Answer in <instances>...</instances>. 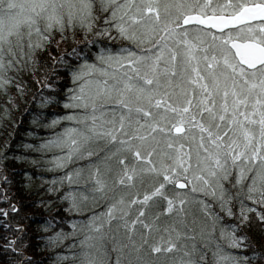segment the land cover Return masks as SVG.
I'll use <instances>...</instances> for the list:
<instances>
[{
    "label": "snow or ice",
    "instance_id": "1",
    "mask_svg": "<svg viewBox=\"0 0 264 264\" xmlns=\"http://www.w3.org/2000/svg\"><path fill=\"white\" fill-rule=\"evenodd\" d=\"M100 7L108 14L103 17V31L94 33L96 36L108 34L115 28L120 37L134 43L143 44L152 39L155 43H148L147 49L141 51L130 47L117 51L101 48L96 53L99 63L84 59L73 70V79L80 81V94L73 92L71 103L83 108L90 105L93 115L82 118H90L92 123L83 128H65L41 142V148L67 149L52 157L50 166L65 167L74 157L92 156L94 141L102 138L110 142L112 150L108 155L118 157V163L122 165L118 168L115 183H111L112 188L117 184L131 185L134 178L143 179V173L163 174L164 182L171 180L180 186L191 184L195 190L217 201L228 216H234L233 195L224 181L230 180L235 169L238 185L250 175L247 199L264 205V22L243 23L256 16L264 17V0L252 4L226 0L223 5H213L211 0L203 3L199 0H101ZM217 8L219 15L215 14ZM209 9L213 14H208ZM226 10L231 14H224ZM95 18L93 0H0V89L7 92V85L12 82L9 69L22 63L21 56H27L29 61L35 60L32 53L50 43L56 31L64 40L67 31L79 23L87 33L92 30ZM113 20L114 24L107 23ZM191 21L198 23L193 25ZM232 25L238 26L239 30L230 27ZM242 32L246 33V38L241 39ZM62 60L63 54L53 64ZM36 65L33 72L43 71L38 67V60ZM93 73L102 74L104 79L94 80ZM47 78L46 73L43 80ZM93 83L96 85L94 89L86 87ZM46 86L53 87L52 84ZM17 89L23 93V85L17 84ZM113 96L117 97L114 103L122 108L119 126L113 119L108 121L113 126L106 128L96 119L97 115L104 118L96 101ZM7 98L13 100L11 95ZM111 111L115 117L116 109ZM61 119L80 118L69 113L65 117H56L51 123L56 124ZM129 155L133 157L131 163ZM137 162L141 163L138 165ZM89 167V178L95 185L93 190L106 191L110 184L106 174L99 167ZM81 172L79 167L69 170V182ZM163 189L164 183H157L152 192L145 193L142 201L147 204L150 197L164 196ZM181 196L184 199H180ZM236 196L238 198L240 193ZM186 199V192L177 191L175 196L167 198L168 206L162 211L170 212L176 203L183 207ZM124 203L121 196L119 201L109 205L107 218L111 220L117 204ZM240 205L239 223L221 225L220 239H217L213 234L220 217L207 201H202L207 217L203 222V231L207 233L205 243L215 241L212 264H248L247 258L241 259L221 246L222 240L237 248L251 244L242 229L250 224L248 213L253 208L242 199ZM255 211L264 223V211ZM144 212L145 209L140 208L136 219L128 220L125 211L120 218L129 237L138 223L148 230L139 233V243L132 241L137 249L149 243L159 226L157 217L160 212L152 217V223L141 219ZM95 219V216L90 218L89 224L99 230L102 224L94 223ZM170 229L175 231L177 238L183 235L175 224L163 230L169 232ZM87 231L89 236L80 241L87 247L82 248L83 258L76 264H97L88 251L91 230ZM238 231L240 235L236 234ZM68 235L58 230L48 240L54 245ZM258 246L261 251H253L252 257L256 259L259 255L258 264H264V241ZM170 249L181 251L171 242V236L165 251ZM151 251H161L160 245L152 244ZM183 251V256L178 255L169 264H205V254L195 245L190 251ZM198 251L201 254L197 260L192 253ZM138 264H151V261L138 258Z\"/></svg>",
    "mask_w": 264,
    "mask_h": 264
},
{
    "label": "trees",
    "instance_id": "2",
    "mask_svg": "<svg viewBox=\"0 0 264 264\" xmlns=\"http://www.w3.org/2000/svg\"><path fill=\"white\" fill-rule=\"evenodd\" d=\"M95 1L93 4L96 18L91 31L85 33L84 28L76 23L67 31L64 40L60 39L62 34L56 31L50 43L32 53L35 60L29 61L27 56L20 57L22 63L9 69L8 75L12 82L7 85V92L0 89V264H76L83 258L82 248L87 247L82 246L80 241L89 236L88 229L91 230V247H88V251L93 254L97 264H138V258L150 260L151 264H169L178 255L183 256L184 249L190 251L193 245L205 254V264H212L215 241L205 243L204 237L207 233L203 231V222L207 217L202 201H207L220 217L213 234L220 239L221 225L239 223L241 199L253 208L248 213L250 224L242 229L251 244L237 248L222 240L221 246L226 252L241 259L247 258L248 264H258L261 258L258 255L253 259L252 252L261 251L258 245L264 241V223L259 220L255 210L264 211V205L247 199V181L250 175L238 185L235 180L236 173L232 171L230 180L224 181L225 187L233 195L231 206L235 215L228 216L219 203L206 194L201 195L203 200L186 199L183 207L176 203L170 212H163L162 209L168 206L167 198L175 196L179 191L169 184H164V196L157 194L150 197L147 204L137 205L134 202L140 201L146 192H152L160 178L155 179L143 173V179L134 178L131 185L117 184L112 188L111 183H115L119 175L118 168L122 165H119L118 157H109L110 145L93 144L92 156L74 157L65 167L50 166L53 163L50 159L60 155L62 150L56 147L41 148V142L51 139L65 128L82 125L76 120L68 119L51 123L56 117H65L69 113L78 117L82 111L71 103L72 94L79 84L78 80L73 79V70L84 59L99 63L96 61V53L101 48L117 51L124 47L134 50L139 47L137 43L120 37L118 29L115 28L105 35L94 34L103 31V17L108 14L101 9V1ZM243 2L247 0H234V3ZM107 23L114 24V20ZM148 43L149 41L146 44ZM24 50L25 53L28 52L26 43ZM61 54L63 60L53 64ZM37 60L38 67L43 71L33 72ZM46 73L48 78L45 81L43 77ZM38 79L40 83H37ZM17 84L23 85L22 94L17 89ZM47 84H52L53 87H47ZM8 95L13 97L12 101L8 100ZM132 160L128 156L129 163ZM89 165L93 168L99 167L108 177L110 184L106 191L93 190L95 185L93 180H89ZM77 167L82 170L81 175L74 176L72 182H69L67 172ZM237 193H240L238 198ZM121 196L125 203L117 204L113 217L109 220V205L119 201ZM133 200V203H128ZM140 208L145 209L141 219L146 222L152 223V217L157 212L161 215L157 217L159 226L149 238V243L137 249L132 241L139 243V233L148 230L138 223L129 237L128 229L120 218L127 211L128 220L136 219ZM93 216L96 217L94 223L102 224L101 229H94L89 224ZM173 224L183 233L179 238L175 231L163 230ZM58 230L70 235L53 245L48 237ZM236 234L240 235L241 232ZM169 236L171 242L181 249L180 252L176 249L165 251ZM154 243L160 245L161 251H151ZM200 254L199 251L192 253L197 260Z\"/></svg>",
    "mask_w": 264,
    "mask_h": 264
},
{
    "label": "rangeland",
    "instance_id": "3",
    "mask_svg": "<svg viewBox=\"0 0 264 264\" xmlns=\"http://www.w3.org/2000/svg\"><path fill=\"white\" fill-rule=\"evenodd\" d=\"M100 1L101 0H98V2H100ZM93 2L95 3L96 1L93 0ZM199 2L200 3H203L204 0H199ZM225 2H226V0H215V1L214 0H211V3L213 5H223V4H225ZM232 2L234 3V0H232ZM254 2H258V1H256V0H247V2H243V3H254ZM218 12L220 13L219 8H217V11H216L215 14H217ZM224 13L231 14L227 10ZM208 14H213L212 11H211V9H209ZM114 23H115V21H114ZM256 23H261V22L258 21V22H253L251 24H256ZM236 30H239V29L237 28ZM258 31H259V29H257V32ZM192 36L194 37L195 36V33H193ZM241 38H246V33H243L242 32L241 33ZM148 41H149V43H153V44L155 43V39L148 40ZM146 43H147V41H145L143 44H138L137 43V45H139V47H138V49L136 51L146 50L147 49V46H148V44H146ZM174 47L179 48L180 45H174ZM209 55H211V53H209ZM116 71H119V70L117 69ZM92 77H93L94 80L95 79H99V80H103L104 79V76L102 74H100V73H93L92 74ZM78 83L80 84V81H78ZM109 83H111V77H109ZM79 84H78L77 89L75 91V93L77 95L80 94L79 93ZM86 87L93 88L94 89L96 87V85L93 83V84L87 85ZM84 94L87 95V92H85ZM116 98L117 97L113 96L111 98L97 99V101H96L97 104L101 106L100 112L103 114V117H104L103 119H101V116L100 115H97L96 116V119H97V121H99V123L103 124L106 128H110V127L113 126L112 124L108 123V121H111L113 119L115 120L116 126L117 127L119 126V115H120V113L122 111V108H121L120 105H117V104L114 103V100ZM77 107H80V106L79 105H76V108ZM80 108L82 109V111L79 113V116H78L80 119L79 120H76V121L80 122L82 124L80 127L83 128V127L86 126V124H91L92 123V120L90 118L87 119V120H84L82 117L83 116L91 117L93 115V110H92V108H91L90 105L87 108H83V107H80ZM104 109H108V111H104ZM112 109H116V115H115V117H113V113L111 111ZM123 111H126V110H123ZM98 135H100L102 137L103 136V133H98ZM174 135H175V133H174ZM102 140H104V139L101 138V139H98L96 141H102ZM53 147H55V146H53ZM60 150L67 151L66 148L64 150L63 149H60ZM111 150L112 149H110V151ZM109 157L111 158L112 156H109ZM129 158H130V160L133 159V157L131 155H129ZM50 160H52V158ZM137 163L139 165V163H141V162H137ZM233 172H235V169H233ZM145 174H149V175L155 177V179H159L160 178L159 181H158V183L169 184V186H173L175 188H178L179 191L182 192V193H185L186 192L187 193V199H191V200H193V199L203 200L202 197H201V195L202 194H205V193L200 192L198 190H195L192 187L191 184H187L186 183L184 186L181 187L179 185L174 184L171 180H169L167 182H164L163 174L161 176H157L156 173H145ZM181 199H184V198H181ZM134 203H136L137 205H142V206L145 205V203L142 201V199L140 201H137V202H134Z\"/></svg>",
    "mask_w": 264,
    "mask_h": 264
},
{
    "label": "water",
    "instance_id": "4",
    "mask_svg": "<svg viewBox=\"0 0 264 264\" xmlns=\"http://www.w3.org/2000/svg\"><path fill=\"white\" fill-rule=\"evenodd\" d=\"M261 18H264V17L256 16V17H254L252 20H255V19H261ZM248 21H251V20H248ZM245 22H247V21H243V23H245ZM190 23H191V24H196V23H198V22H196V21H191ZM235 26H236V25H232V26H230V27H235ZM201 27L207 28V27H211V26H210V25H202ZM214 30H216V31H221L222 29H214ZM233 51L235 52V49H233ZM244 66L248 67V65H244ZM256 66H258V65H256Z\"/></svg>",
    "mask_w": 264,
    "mask_h": 264
},
{
    "label": "bare ground",
    "instance_id": "5",
    "mask_svg": "<svg viewBox=\"0 0 264 264\" xmlns=\"http://www.w3.org/2000/svg\"><path fill=\"white\" fill-rule=\"evenodd\" d=\"M215 1V0H214ZM103 102V101H102ZM94 144L96 145V146H101V145H106V146H108V145H110V142H106V141H104V140H102V141H94ZM89 180H92V179H90L89 178Z\"/></svg>",
    "mask_w": 264,
    "mask_h": 264
}]
</instances>
